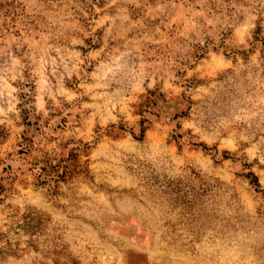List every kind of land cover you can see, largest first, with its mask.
Segmentation results:
<instances>
[{"label": "rangeland", "instance_id": "rangeland-1", "mask_svg": "<svg viewBox=\"0 0 264 264\" xmlns=\"http://www.w3.org/2000/svg\"><path fill=\"white\" fill-rule=\"evenodd\" d=\"M0 264H264V0H0Z\"/></svg>", "mask_w": 264, "mask_h": 264}, {"label": "trees", "instance_id": "trees-1", "mask_svg": "<svg viewBox=\"0 0 264 264\" xmlns=\"http://www.w3.org/2000/svg\"><path fill=\"white\" fill-rule=\"evenodd\" d=\"M202 147H203V146H202ZM203 148H204V147H203ZM249 174H251V173H249ZM251 176H252V179H251V181H249V182H250L251 184L257 186V182H256V179H255L254 175L251 174Z\"/></svg>", "mask_w": 264, "mask_h": 264}]
</instances>
